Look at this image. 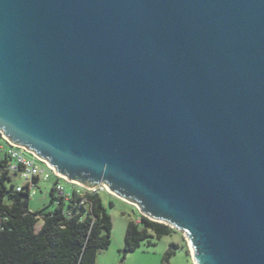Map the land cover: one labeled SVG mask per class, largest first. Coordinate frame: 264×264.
Returning <instances> with one entry per match:
<instances>
[{
    "label": "water",
    "instance_id": "1",
    "mask_svg": "<svg viewBox=\"0 0 264 264\" xmlns=\"http://www.w3.org/2000/svg\"><path fill=\"white\" fill-rule=\"evenodd\" d=\"M0 133L194 264H264V0H0Z\"/></svg>",
    "mask_w": 264,
    "mask_h": 264
},
{
    "label": "trees",
    "instance_id": "2",
    "mask_svg": "<svg viewBox=\"0 0 264 264\" xmlns=\"http://www.w3.org/2000/svg\"><path fill=\"white\" fill-rule=\"evenodd\" d=\"M11 163L7 153L0 151V264H96L98 252L110 245L108 207L113 202L108 200L106 205L101 191L78 195L71 190L65 200L57 196L53 184L49 204L30 212L31 194L27 188L17 192L21 184L13 181L19 176L10 171ZM171 233L169 226L139 214L127 225L123 253L134 252L144 242L151 246ZM172 255L169 249L164 264Z\"/></svg>",
    "mask_w": 264,
    "mask_h": 264
},
{
    "label": "rangeland",
    "instance_id": "3",
    "mask_svg": "<svg viewBox=\"0 0 264 264\" xmlns=\"http://www.w3.org/2000/svg\"><path fill=\"white\" fill-rule=\"evenodd\" d=\"M15 184H22V180L14 177ZM53 182L40 183L31 194L29 211L38 212L50 202L49 192ZM105 204L108 200L113 202V207H108L111 217L112 228L110 232V245L107 249L97 254L96 264H164V257L168 250L173 255L168 259V264H194L188 244L180 232L174 230L169 236L159 241H152L153 245L148 246L144 242L140 248L128 254L123 253L124 237L129 221H135L140 214L136 206L118 199L117 197L101 191ZM41 226V223L38 227Z\"/></svg>",
    "mask_w": 264,
    "mask_h": 264
},
{
    "label": "built area",
    "instance_id": "4",
    "mask_svg": "<svg viewBox=\"0 0 264 264\" xmlns=\"http://www.w3.org/2000/svg\"><path fill=\"white\" fill-rule=\"evenodd\" d=\"M0 137V151H5L12 161L9 167L10 171L17 173L23 182L17 187V192H22L24 188H27L30 194H32L36 188V183L40 184L50 181H52L55 186L57 196L65 200L70 197L71 190L75 191L78 195L106 191L104 187L88 190L55 175L53 170L50 169L44 161L37 159L23 148L12 146L3 138L1 133Z\"/></svg>",
    "mask_w": 264,
    "mask_h": 264
}]
</instances>
